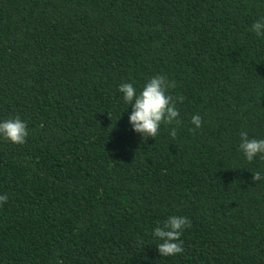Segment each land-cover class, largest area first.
Listing matches in <instances>:
<instances>
[{"label": "trees", "instance_id": "16d2710c", "mask_svg": "<svg viewBox=\"0 0 264 264\" xmlns=\"http://www.w3.org/2000/svg\"><path fill=\"white\" fill-rule=\"evenodd\" d=\"M261 18L264 0H0V121L28 128L0 137V264H264V159L238 147L264 139ZM155 75L180 124L141 140L118 88ZM172 215L191 227L163 257Z\"/></svg>", "mask_w": 264, "mask_h": 264}, {"label": "clouds", "instance_id": "9594fccd", "mask_svg": "<svg viewBox=\"0 0 264 264\" xmlns=\"http://www.w3.org/2000/svg\"><path fill=\"white\" fill-rule=\"evenodd\" d=\"M257 36L264 35V18L254 22L251 26ZM176 82L169 81L165 76L155 75L149 78L138 92L132 83H122L118 91L122 94L123 102L131 106L128 122L132 130L139 133L141 140L154 138L158 135L162 124L171 125L178 119L179 111L177 103H183V96H173L170 90L175 88ZM192 129L195 131L202 126L199 115L191 117ZM176 128H172L169 135L176 137ZM239 150L248 162H252L257 155L264 159V139L249 138L246 131L240 132ZM28 136V128L19 117L0 121V137L13 144H24ZM260 172L252 174L253 181H259ZM7 202L6 195H0V205ZM191 222L187 217L172 215L163 221L162 226L153 230L152 235L161 241L156 245L160 256L169 257L181 254L184 251L183 241L180 239L184 229L190 228ZM141 243H143L141 241Z\"/></svg>", "mask_w": 264, "mask_h": 264}]
</instances>
